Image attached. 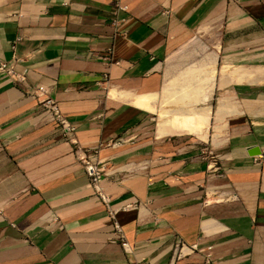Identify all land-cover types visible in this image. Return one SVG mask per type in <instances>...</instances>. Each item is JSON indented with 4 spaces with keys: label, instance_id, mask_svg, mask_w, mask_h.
<instances>
[{
    "label": "crops",
    "instance_id": "0c3cea01",
    "mask_svg": "<svg viewBox=\"0 0 264 264\" xmlns=\"http://www.w3.org/2000/svg\"><path fill=\"white\" fill-rule=\"evenodd\" d=\"M114 2L0 0V61L27 73L0 74V264H264V0ZM202 32L220 67L207 138L161 135L135 98L158 95L173 50ZM85 155L111 210L139 204L116 214L125 249ZM180 242L193 249L172 262Z\"/></svg>",
    "mask_w": 264,
    "mask_h": 264
},
{
    "label": "bare ground",
    "instance_id": "6f19581e",
    "mask_svg": "<svg viewBox=\"0 0 264 264\" xmlns=\"http://www.w3.org/2000/svg\"><path fill=\"white\" fill-rule=\"evenodd\" d=\"M207 62L203 64V66H195L194 68L186 71L185 73L176 78L175 81H168L164 88L162 89V100H161V106L159 111V117L160 122L158 124V131L161 135H171V134H178V133H184L188 132L194 135H197L198 137L202 139L207 138V133L209 129V123H210V106L207 107H190L186 108V104H199L200 101L201 104H205L208 101L212 100V94L214 91V86L216 82V70H217V62L212 57H209ZM236 70V69H235ZM235 71H232L230 67H223L222 68V74L229 75L230 73L234 74ZM236 74V72H235ZM195 80L196 83H202L204 85H207V87H204V89H199L197 85H188L181 84V80L190 77ZM232 76V74L230 75ZM195 77V78H194ZM243 81L242 79L237 82ZM183 82V81H182ZM194 88L196 90L195 93H198V95L201 97L200 101H196V103H190L189 100L185 99V97H190L193 93L191 91H186V88ZM200 87V86H199ZM184 88V89H183ZM201 88V87H200ZM193 89V90H194ZM192 90V89H191ZM196 96V95H195ZM192 97H190L191 99ZM156 96H141L137 98L134 103L136 106H139L141 108H144L145 110H152L155 108L156 102H157ZM179 102V103H177ZM183 104V105H180ZM176 104L177 107L170 108L172 105ZM225 101H221L219 104V111L224 110ZM174 107V106H173Z\"/></svg>",
    "mask_w": 264,
    "mask_h": 264
},
{
    "label": "built area",
    "instance_id": "2783aa9c",
    "mask_svg": "<svg viewBox=\"0 0 264 264\" xmlns=\"http://www.w3.org/2000/svg\"><path fill=\"white\" fill-rule=\"evenodd\" d=\"M69 3L66 1L64 3L65 6H67ZM115 9L116 10H125L126 7L122 6L120 4V0H115ZM90 57V56H89ZM99 59H108V55L103 56V57H98ZM96 58V59H98ZM15 63H6L3 61H0V74H4L6 76H9L10 78H13L15 82H24L26 81V72L23 73H17L14 70V65ZM107 78V74L104 75L103 79ZM34 95L37 97L39 100V104L41 108L44 110L48 111L52 116L55 121V123L59 126L62 132V136L64 138L68 137L70 141L73 142L74 145H77L73 139H71L69 136L73 133L75 128L70 124L68 119L61 113L56 101L51 98L49 95L48 91L45 89L44 86H37L33 89ZM79 147H77L76 152H79ZM81 150V149H80ZM95 155V153L93 154ZM81 162L83 164L84 172L86 176L89 178V185L94 191V193L98 196V198L101 200V202L106 206L108 215L109 217L113 220V225L115 228V232L117 234V240L120 242V244L123 246L125 249L127 247V243L124 240V236L121 232V229L116 222V214L119 210H130V209H138L139 204L137 202L128 204L123 206L122 208H119L117 210H111L109 208V203H110V198L103 192V189L101 188V182L102 180L106 177V173L104 171V167L101 165V163L95 159H93L92 155H85L84 157L81 158ZM193 248H189L185 246L182 242L176 243L173 246L172 249V262L180 259L182 256L185 254L189 253L192 251ZM138 264H145L143 262H140ZM172 264V263H171Z\"/></svg>",
    "mask_w": 264,
    "mask_h": 264
},
{
    "label": "rangeland",
    "instance_id": "374dc122",
    "mask_svg": "<svg viewBox=\"0 0 264 264\" xmlns=\"http://www.w3.org/2000/svg\"><path fill=\"white\" fill-rule=\"evenodd\" d=\"M211 34L212 32L206 34V32H202V33H194L191 34L183 43H181L179 46H177L172 54L170 55V57L167 59L165 65H164V71H165V80H164V86L168 81H175L176 78L182 76L185 73V70L188 71L192 68H194L195 66H203L204 63H206L207 61V57L210 54H213L214 49L213 46L214 45V40L211 39ZM213 41V43H212ZM217 69L218 71L216 72V77L219 76V72H220V67L219 65H217ZM192 78L190 79V77H186L184 79L181 80V84H186V86L188 87V85H194L195 80L193 79V76H191ZM183 81V82H182ZM190 83V84H188ZM163 86V88H164ZM198 86V85H197ZM162 88V89H163ZM198 88L200 89V87L198 86ZM184 89V88H183ZM192 89V90H191ZM194 88H186V91H191L193 94L190 96L192 97L190 99V97H185V99L189 100L190 103H196L197 100L200 99V96L198 95V93H195L196 90ZM202 89H204V85L202 86ZM163 90H161V92L158 95H155L156 98L158 99L155 105V108L153 109V117L155 119L154 123L155 126L159 124V111H160V106H161V100H162V93ZM196 95V96H195ZM146 96H151V95H146ZM141 96L136 97L135 99L139 98ZM179 103V102H177ZM184 104V103H183ZM180 103V105H183ZM186 104V108H190V107H195V108H200V107H204V104ZM169 109L177 107L176 104L172 105ZM174 106V107H173ZM185 133V132H184ZM188 133V132H187ZM180 134V133H179Z\"/></svg>",
    "mask_w": 264,
    "mask_h": 264
},
{
    "label": "water",
    "instance_id": "95a60500",
    "mask_svg": "<svg viewBox=\"0 0 264 264\" xmlns=\"http://www.w3.org/2000/svg\"><path fill=\"white\" fill-rule=\"evenodd\" d=\"M259 154L258 151H254L252 155H257Z\"/></svg>",
    "mask_w": 264,
    "mask_h": 264
}]
</instances>
